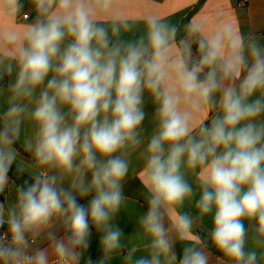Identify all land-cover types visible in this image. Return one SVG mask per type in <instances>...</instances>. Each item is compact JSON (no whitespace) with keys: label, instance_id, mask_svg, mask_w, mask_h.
I'll return each instance as SVG.
<instances>
[{"label":"clouds","instance_id":"clouds-1","mask_svg":"<svg viewBox=\"0 0 264 264\" xmlns=\"http://www.w3.org/2000/svg\"><path fill=\"white\" fill-rule=\"evenodd\" d=\"M136 165L146 211L126 238ZM0 197V264H264V36L0 0Z\"/></svg>","mask_w":264,"mask_h":264},{"label":"crops","instance_id":"crops-1","mask_svg":"<svg viewBox=\"0 0 264 264\" xmlns=\"http://www.w3.org/2000/svg\"><path fill=\"white\" fill-rule=\"evenodd\" d=\"M118 4L133 15L152 10L161 15L171 14V19L174 21L186 22L193 17L203 18L210 26L221 19H228L238 23L245 33L253 32L264 36V0H118ZM25 11H28L27 6ZM146 111L148 118L144 126L151 131L150 118L154 109L150 101L146 104ZM136 168V174H130L125 186V195L128 197L127 207L121 210L116 221L124 229L126 238L136 232L137 219L146 211L143 188L139 179V165H136ZM25 175L28 176L26 173ZM2 199L3 197L0 200ZM210 227L211 220L206 218L202 225L204 231L200 234L206 235V230ZM177 250H180L179 245ZM89 254L93 260L101 255L99 236L95 231H93V243ZM121 259V257L115 258L112 264H121Z\"/></svg>","mask_w":264,"mask_h":264},{"label":"trees","instance_id":"trees-1","mask_svg":"<svg viewBox=\"0 0 264 264\" xmlns=\"http://www.w3.org/2000/svg\"><path fill=\"white\" fill-rule=\"evenodd\" d=\"M17 173H16V171H15V167H13V170L10 172V176H12L14 179L17 177ZM25 179H29V177L28 176H26L25 174L24 175H22V176H19V179H18V183L19 182H23V180H25ZM2 197H0V199H1Z\"/></svg>","mask_w":264,"mask_h":264},{"label":"built area","instance_id":"built-area-1","mask_svg":"<svg viewBox=\"0 0 264 264\" xmlns=\"http://www.w3.org/2000/svg\"><path fill=\"white\" fill-rule=\"evenodd\" d=\"M245 2V1H244Z\"/></svg>","mask_w":264,"mask_h":264}]
</instances>
